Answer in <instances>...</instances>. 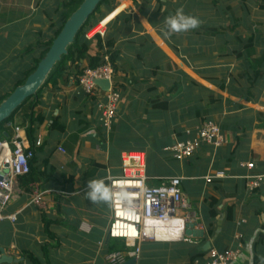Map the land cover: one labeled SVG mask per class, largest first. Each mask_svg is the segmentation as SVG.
<instances>
[{"label": "crops", "instance_id": "1", "mask_svg": "<svg viewBox=\"0 0 264 264\" xmlns=\"http://www.w3.org/2000/svg\"><path fill=\"white\" fill-rule=\"evenodd\" d=\"M190 1L140 0L118 7L116 3L98 24L101 28L111 14L105 35L100 36L103 48L96 37H87L90 49L81 69L91 67L95 59L110 58L112 51L118 55L114 83L121 101L110 131L100 119L102 87L94 96L85 95L74 70L43 87L34 110L35 118L43 120L34 124L32 141L26 134L35 153L32 172L18 179L5 210L16 221L0 224V248L16 261L11 264H108L107 255L121 250V243L108 237L110 198L90 201L85 195L88 183L101 181L110 193L108 178L122 174L121 156L132 151L147 156L150 148L157 156L154 170H149L147 157L149 185L181 177L203 236L198 233L190 242H145L136 264H196L210 249H239L233 264H264V183L249 193L245 180L264 174V79L255 85L257 100L238 96L250 87L240 77L250 72L253 59L264 54V23L253 24L257 47L251 56L243 49V40L249 37H240L234 23L229 32L222 24L220 30L207 29L202 20L194 29L169 33L165 20L177 10L187 16L204 11L192 8ZM66 2L0 0V99L35 69ZM243 34L247 35L245 30ZM109 40L114 43L111 49L105 46ZM207 121L228 135L229 144L218 150L205 146L191 158L207 162L200 177L171 168L163 156L165 149ZM7 134L11 137L12 130ZM241 163H254V171ZM215 172L230 177L206 184L204 178ZM197 179L204 182L201 192ZM31 186L46 192V209L31 203Z\"/></svg>", "mask_w": 264, "mask_h": 264}, {"label": "built area", "instance_id": "2", "mask_svg": "<svg viewBox=\"0 0 264 264\" xmlns=\"http://www.w3.org/2000/svg\"><path fill=\"white\" fill-rule=\"evenodd\" d=\"M117 1L122 3V0ZM105 32V25L101 23V29L96 35L103 37ZM114 77V66L109 56H105L100 66L84 68L77 80L79 89L87 96L96 94L99 89L97 82L105 81L110 84L104 90L105 102L101 107L100 117L104 129L108 131L113 127L121 101V93L116 88ZM9 127L13 135L8 138L0 136V224L5 220L16 221V216L6 215L5 210L13 198L18 179L30 174V163L35 157L25 129L14 124ZM228 144V135L217 124L207 121L192 131H187V139L177 141L167 147L165 152L173 160L184 163L205 146L218 150ZM40 145L41 141L38 140L36 146ZM60 151L65 153L62 149ZM240 166L249 172L255 169L254 163H241ZM121 169L122 174L119 177L108 178L112 210L108 237L124 243L125 247L109 253L106 257L108 264H125L131 259L138 260L142 253V244L148 241L190 242L186 231L202 229L198 223L199 218L191 210L190 201L184 193L181 177L163 181L157 186L149 185L147 156L139 151L124 153L121 156ZM229 177L224 172H215L205 177L204 181L211 184ZM245 180L248 192L253 193L264 183V174L248 175ZM45 194L39 187L31 186V203L40 209H46ZM2 255L0 252V258ZM239 257V249H210L196 264H233Z\"/></svg>", "mask_w": 264, "mask_h": 264}, {"label": "trees", "instance_id": "3", "mask_svg": "<svg viewBox=\"0 0 264 264\" xmlns=\"http://www.w3.org/2000/svg\"><path fill=\"white\" fill-rule=\"evenodd\" d=\"M83 1L84 0H67V2L64 4L58 27L54 31L53 38H51V40L45 45L44 52L42 53L40 60L37 61V65L48 52L49 48L52 45L53 40L58 36L64 24L68 20V18L77 10V8L82 4ZM130 1L133 4H136L140 0H130ZM241 1L244 2L247 0H241ZM121 2L122 3L120 6L131 4L129 0H122ZM115 5H116V0H103L102 1V3L98 6L96 12L90 17V19L87 21L84 27L80 30L73 44L68 48V54L66 56H63L62 60L58 64H56V66L54 67L50 75L48 76L45 86L51 82L61 80L65 77L67 78L71 74L72 70L76 71L77 75H80L82 73L83 69H81L80 62L82 61V58L88 55L89 49H90V40L87 39V34L91 32L99 24L101 19L104 17V11L111 12L115 8ZM258 7L260 10H264V0H262V4L258 3ZM227 10L231 11V8L228 7ZM141 12H144V11L141 9ZM230 15H232L233 20L236 23L239 22L234 12L230 13ZM108 19H111V14L105 18L104 24L106 23ZM245 23L246 24L248 23V26H247L248 28L244 26V30L247 33V35H249V38L245 41L243 40L244 42L243 49L247 53V55L251 56V55H254L256 51L257 46H255V43L257 44V39H256V34L253 32V25L251 24V20L249 18H246ZM258 26H261V25L258 24ZM99 30L95 33V35L99 32ZM205 35L209 37L211 34L205 33ZM95 37L97 38V43H98L99 48L102 49L103 48L102 38L99 35H96ZM263 44H264V41H263ZM113 45H114L113 40L106 41L105 43V46L108 47V49H111ZM110 54H111L110 61L113 64V66H116V59L118 56L117 52L112 51ZM98 58L99 57H97V59ZM253 60L254 61H252V66L250 67L251 70L249 69L250 72L240 77V80L246 81L250 87L249 89L246 88L245 89L246 91L241 92L238 96L239 98H246L247 101H255L260 97V94L254 93L255 85L260 80L264 79V71H262V69L264 68V54L261 56V58L253 59ZM103 61L104 59H100L97 61L95 59L94 63L92 62L93 64H91V68L100 66L103 63ZM33 71H31V73ZM27 77H25L22 81H20V83H18L17 86L22 85ZM221 87L224 89L223 85ZM231 93L235 94L233 92ZM40 94H41V91L35 97H32L31 99L26 101L9 120H7L5 123L0 125V134L3 135L4 132L10 133L11 129L9 125L15 124L17 126L24 128L29 140L32 141L33 132H34L33 131L34 124L40 123L43 120L42 117L35 118V113H34L35 108L39 104ZM8 96L1 97L0 103L3 100H5ZM31 167H32V161L30 163V168ZM31 172L29 175L25 177L30 176ZM116 242H120V241H116ZM120 243H121L120 249H124L125 247L124 243L122 242ZM201 256H203V254Z\"/></svg>", "mask_w": 264, "mask_h": 264}, {"label": "water", "instance_id": "4", "mask_svg": "<svg viewBox=\"0 0 264 264\" xmlns=\"http://www.w3.org/2000/svg\"><path fill=\"white\" fill-rule=\"evenodd\" d=\"M103 0H84L77 10L68 18L58 36L53 40L51 47L46 55L38 63L36 69L26 78L24 83L17 86L14 91L0 103V125L9 120L20 107L32 97H35L45 86L46 81L56 64L63 56L68 54V48L75 41L76 36L84 27L90 17L96 12L98 6ZM103 90H107L110 84L105 81L97 82ZM8 138L6 132L3 133ZM203 236V232L188 229L186 235L193 237L196 235ZM201 236V237H202ZM3 254L0 258V264H11L16 262L13 258L5 255V251L0 248ZM136 259H131L125 264H136Z\"/></svg>", "mask_w": 264, "mask_h": 264}, {"label": "rangeland", "instance_id": "5", "mask_svg": "<svg viewBox=\"0 0 264 264\" xmlns=\"http://www.w3.org/2000/svg\"><path fill=\"white\" fill-rule=\"evenodd\" d=\"M129 2L131 3L130 0ZM190 2L192 8L194 9L201 8L202 10H204L200 14H197V12L192 13L191 17L196 18L198 21L203 20L205 28L207 29L217 28L218 30H220V28H222L220 24H222L224 30L226 32H229L230 25L234 23L233 26L238 27V32L240 33L239 36L243 38L245 37V39H247L249 35H244L243 34L244 30H242V28L244 29L245 25L248 26V23L247 24L245 23L246 18H249L251 20L252 25L254 23H256V25H258V23H264V14H263L264 10H260L258 7V3L262 4V0H247L244 2H242L241 0H194V1L191 0ZM116 3H118L117 5L118 7L120 3L117 2V0ZM218 7H220L219 8L220 13L218 12L217 9ZM228 7L231 8V11L227 10ZM201 9L200 11H202ZM213 9H215V11H213ZM232 12H234L236 18L239 20L238 23L233 21V17L232 15H230V13ZM98 26L99 25H97V27H95L93 31L89 32L87 36L90 38L94 37L95 33L97 32V31L95 32V30L98 28ZM253 27H254L253 29H255V26ZM159 152H160L159 154L162 155V151L160 150ZM147 153H148L147 157L150 163L152 164V165L150 164L149 170L150 169L154 170L155 167L153 163L155 161V157L157 156V151L154 148H150L148 149ZM163 156L169 159V164L171 168L177 170L180 169V171L187 176L200 177L203 171H205L206 169V165H207L206 161L197 160L196 158H193L189 160V162L185 161L184 163H179L178 161L170 159L168 153H163ZM196 183L200 185V192H201L204 182L201 181L200 179H197ZM184 186L189 188L190 194L194 192L191 188V184L188 183L187 181L184 183Z\"/></svg>", "mask_w": 264, "mask_h": 264}, {"label": "clouds", "instance_id": "6", "mask_svg": "<svg viewBox=\"0 0 264 264\" xmlns=\"http://www.w3.org/2000/svg\"><path fill=\"white\" fill-rule=\"evenodd\" d=\"M199 21L191 16L183 13V10H177L176 14L167 17L165 20L166 28L169 33L183 32L189 29H194L198 26ZM88 191L85 195L88 196L92 202L108 200L110 193L103 182L90 181L88 183Z\"/></svg>", "mask_w": 264, "mask_h": 264}, {"label": "flooded vegetation", "instance_id": "7", "mask_svg": "<svg viewBox=\"0 0 264 264\" xmlns=\"http://www.w3.org/2000/svg\"><path fill=\"white\" fill-rule=\"evenodd\" d=\"M98 28H100V25L98 26ZM98 28L95 30V32L98 30Z\"/></svg>", "mask_w": 264, "mask_h": 264}]
</instances>
